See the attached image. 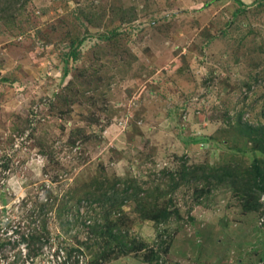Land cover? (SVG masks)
I'll return each mask as SVG.
<instances>
[{
  "label": "rangeland",
  "instance_id": "1",
  "mask_svg": "<svg viewBox=\"0 0 264 264\" xmlns=\"http://www.w3.org/2000/svg\"><path fill=\"white\" fill-rule=\"evenodd\" d=\"M0 264H264V0H0Z\"/></svg>",
  "mask_w": 264,
  "mask_h": 264
},
{
  "label": "trees",
  "instance_id": "2",
  "mask_svg": "<svg viewBox=\"0 0 264 264\" xmlns=\"http://www.w3.org/2000/svg\"><path fill=\"white\" fill-rule=\"evenodd\" d=\"M210 178L222 181L230 179L236 181L238 177L236 178L235 173L229 169L228 171L215 170L213 175L210 174ZM122 183L123 188L116 187L118 185H113L110 188H106L114 189L112 193H107V191H105V193L102 194L96 191H88L87 184H84L80 188H76L75 190H73L69 197L75 198L79 202H81L84 198H87L89 203L97 202L99 205L102 206L108 204L109 208L106 210V213L103 214L104 223H101V221H96L94 225H88L87 227H89L90 230L92 229V231H96V233L100 232L102 235H108L111 239L116 240L118 244L124 248L127 245L123 242L121 232H117V230H115V226L113 227L112 224L109 222V217L111 216L112 212V210L110 209L115 208L117 206L121 207L127 200L130 199L137 200V209L145 217H151L154 219H159L161 217L164 218L166 214V209H158V204L152 202V196L150 195L151 193L149 192V190H142L141 187L137 185L136 180H130V182L125 181ZM47 204L49 208L52 205L51 202ZM59 207V209H61L60 211H67L65 210L66 208L64 207V205H61ZM39 214L41 213L39 212ZM35 229L34 232L32 231L29 233V239H24L25 241H30V243L34 246L37 244L40 245L44 243L43 234H41L38 230L35 231Z\"/></svg>",
  "mask_w": 264,
  "mask_h": 264
}]
</instances>
